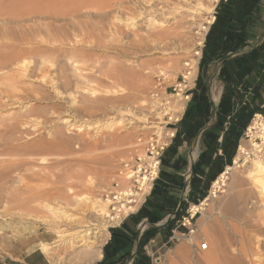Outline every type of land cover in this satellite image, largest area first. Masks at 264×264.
Instances as JSON below:
<instances>
[{"label": "rangeland", "instance_id": "1", "mask_svg": "<svg viewBox=\"0 0 264 264\" xmlns=\"http://www.w3.org/2000/svg\"><path fill=\"white\" fill-rule=\"evenodd\" d=\"M39 1L0 0V257L38 250L56 264L41 250L46 244L54 256L79 264L76 252L82 248L67 249V242L82 230L103 240L109 230L98 212L99 205L106 208L102 190L154 120L149 103L154 76L161 74L164 86L170 85L183 63L197 59L194 53L219 0H79L88 5L78 18L67 25L55 22L52 31L35 20ZM155 30L164 34L159 42L135 38ZM52 35L60 41L49 47L61 50L55 54L62 59L47 54L51 66L40 74L34 69L38 59L22 50ZM17 55L24 62L21 74ZM242 145L249 157L240 158L248 163L233 166L223 192L210 196L193 220L194 244L202 238L209 249L195 253L183 240L181 261L174 264H264V190L250 176L249 161L257 159L247 140ZM44 176L49 183L44 188L55 189L57 197L37 200ZM96 200L92 210L88 203Z\"/></svg>", "mask_w": 264, "mask_h": 264}, {"label": "crops", "instance_id": "2", "mask_svg": "<svg viewBox=\"0 0 264 264\" xmlns=\"http://www.w3.org/2000/svg\"><path fill=\"white\" fill-rule=\"evenodd\" d=\"M254 114L264 117V0H219L191 100L152 189L137 210L109 228L93 264L180 262L185 248L174 238L187 230L181 220L233 166ZM19 253L4 252L0 264H50L38 250Z\"/></svg>", "mask_w": 264, "mask_h": 264}, {"label": "built area", "instance_id": "3", "mask_svg": "<svg viewBox=\"0 0 264 264\" xmlns=\"http://www.w3.org/2000/svg\"><path fill=\"white\" fill-rule=\"evenodd\" d=\"M202 44L196 51L199 52V56L195 54L196 52L194 53L197 59L183 63L182 72L170 85L164 86L166 83L161 74L154 76L153 88L149 93L154 120L150 121L148 131L135 139L128 159L120 164L110 179L109 186L102 190V199L108 203L109 214L112 217L119 219L127 217L138 209L150 193L159 173L161 157L174 139L177 125L181 121L186 105L191 100L197 80ZM191 62H197L195 73ZM254 123L264 125L263 115H253L244 132V139L247 141L252 138L250 128ZM211 191L207 199L210 196L215 198ZM219 192L221 190L217 188L216 193ZM202 203L197 205L195 212H192L190 208L188 215L181 220V226L187 228L186 232L174 238L176 242L184 240L190 243L195 253H203L209 249L208 243L202 238H199L198 245L193 242L197 234L193 220L202 210Z\"/></svg>", "mask_w": 264, "mask_h": 264}, {"label": "bare ground", "instance_id": "4", "mask_svg": "<svg viewBox=\"0 0 264 264\" xmlns=\"http://www.w3.org/2000/svg\"><path fill=\"white\" fill-rule=\"evenodd\" d=\"M38 1V0H37ZM107 1V0H106ZM119 2H121L120 0H118ZM40 2V7H38V8H36L37 9V11H36V15H35V20L36 21H38V22H40V21H43V22H45L44 24H46V26L48 27V29L49 30H51L50 29V27L53 25V23L55 24V22L56 23H61V24H63V25H67L68 23L67 22H70V21H72L73 22V20H75V18H78V16L80 15V12H81V10L82 9H84L85 8V6L86 5H88L87 4V2L86 3H84V2H81V1H79V0H41V1H39ZM91 2V5H93V3L94 2H92V1H90ZM90 2H88V3H90ZM98 2H100V1H98ZM103 2H104V0H103ZM203 3V2H202ZM102 5V4H101ZM37 6H39L38 4H37ZM99 7V6H98ZM88 8V7H87ZM90 8H92V7H90ZM102 8V7H101ZM89 9V8H88ZM86 10V9H85ZM84 10V11H85ZM96 10H97V8H96ZM34 14H35V12H34ZM17 22V21H16ZM86 22V21H85ZM73 24V23H72ZM75 24H76V21H75ZM79 24V23H78ZM208 24H210V21L208 22ZM62 25V26H63ZM55 26V25H54ZM59 26V25H58ZM58 26H55V27H58ZM69 26V25H68ZM52 28V27H51ZM59 28H60V26H59ZM204 28V27H203ZM47 29V30H48ZM162 29V28H161ZM206 27L204 28V30L206 31ZM60 30V29H59ZM82 30H83V28H82ZM85 30V29H84ZM164 30V29H163ZM52 31V30H51ZM156 31V33H154V32H149V33H147L146 32V34L147 35H142V36H139V35H136L135 36V38H137V41L139 40L140 41V43L142 42V41H149V40H151L152 41V43H153V39H154V42H156L155 41V38H159L160 39V37H162L164 34H163V32H158L157 30H155ZM205 31H204V35H205ZM55 32H56V30H55ZM58 32V31H57ZM56 32V34H58ZM48 33H51V32H47V34ZM83 34V33H82ZM91 35V34H90ZM93 35V34H92ZM203 35V36H204ZM47 36V35H46ZM56 36L57 35H52V37L50 36V37H47V39H45V41L41 38V42L40 41H38V40H35V44H36V46L35 45H32L33 47H30V48H28V49H23L22 51H23V53L24 52H26V53H29V54H31L32 56H34L35 58H37L38 59V63H36V67H34V69H37V70H39L38 72L40 73V74H43L44 72H46V70L51 66H49L48 67V65H46L47 64V62H46V58L48 57V55L47 54H55V52L56 51H58V50H56L55 49V47L53 48V47H49V45H51V44H54L55 43V45H57L58 44V42L60 41V40H58L57 41V39H56ZM82 36V35H81ZM84 36V35H83ZM34 37V36H33ZM89 37V36H88ZM35 38V37H34ZM84 38V37H83ZM128 38V37H127ZM157 38V39H158ZM36 39V38H35ZM62 39V38H61ZM156 39V40H157ZM158 39V42L159 41H161V40H159ZM204 39V38H203ZM42 40H43V42H42ZM67 40V39H66ZM81 40H83V39H81ZM46 43V46H45V43ZM56 42H57V44H56ZM69 42V41H68ZM87 42V41H86ZM165 42V41H164ZM41 43H44V46H41ZM63 43V42H62ZM62 43H59V44H61L62 45ZM76 43H78V42H76ZM80 43H84L85 44V42H80ZM90 43V42H89ZM21 44V43H20ZM19 44V45H20ZM33 44V43H32ZM64 44H65V42L63 43V45L62 46H64ZM202 43L201 42H199V45H201ZM25 45H27V44H25ZM54 45V46H55ZM87 45V44H86ZM61 46V47H62ZM68 46V45H67ZM87 46H89V45H87ZM57 47V46H56ZM58 47H59V45H58ZM63 48V47H62ZM18 49H20L21 50V48H18V46H16V51L18 50ZM64 49V48H63ZM63 49H62V51H63ZM67 50V49H66ZM72 50V49H71ZM69 51L70 53H72V51H75V50H77V49H75V50H72V51ZM61 51V50H60ZM60 51H58V53L60 52ZM64 51H65V49H64ZM63 51V52H64ZM68 51V50H67ZM20 52V51H19ZM76 52V51H75ZM75 52H74V54H75ZM83 52V51H82ZM18 53V52H17ZM22 53V54H23ZM58 53H57V56H58ZM62 53V52H61ZM79 53V52H78ZM86 53V52H85ZM21 54V53H20ZM83 54H84V52H83ZM195 54H197L198 56H199V52H196ZM2 54H0V56H1ZM66 55H67V53H66ZM72 55V54H71ZM70 55V56H71ZM79 55V54H78ZM77 55V56H78ZM87 55V54H86ZM4 56V55H3ZM55 56H56V54H55ZM56 56V60H58L59 59V57H61V56H58L57 57ZM69 56V58H70V60H71V57ZM74 56V55H73ZM80 56V55H79ZM6 57V56H5ZM12 57V56H11ZM64 57H65V55H64ZM3 58V57H2ZM23 58V57H22ZM50 58H55L54 56L52 57H50ZM66 58L67 59H69L67 56H66ZM81 58H82V53H81ZM87 58V57H86ZM3 59H5V58H3ZM60 59H62V58H60ZM59 59V60H60ZM72 59H73V57H72ZM85 59V58H84ZM6 60V59H5ZM56 60H54V62L56 61ZM64 60H65V58H64ZM7 61V60H6ZM23 61V60H22ZM22 61H20V59H19V56L17 55L16 56V72H18L19 70H18V68L20 69V68H22V66H23V63L24 62H22ZM68 61V60H67ZM78 61V60H77ZM88 61H90V60H88ZM87 61V62H88ZM1 62V61H0ZM14 62V61H13ZM48 62H49V59H48ZM54 62H52L51 61V63L53 64ZM72 62H74V61H72ZM79 62V61H78ZM3 63V62H2ZM1 63V64H2ZM15 63V62H14ZM69 63H71V62H69ZM75 63H77L76 61H75ZM196 63L197 62H195V63H192L191 62V65H192V68H193V70H194V73H195V71H196ZM1 64H0V66H1ZM10 64V63H9ZM11 65V64H10ZM54 66L56 65L55 63L53 64ZM59 65V64H58ZM84 65V64H83ZM86 65V64H85ZM72 66V65H71ZM75 66V65H74ZM12 67V66H11ZM62 67V66H61ZM73 67V66H72ZM78 67V66H77ZM92 67V66H91ZM71 68V67H70ZM86 68V67H85ZM34 69L33 70H31L29 73H27V74H29L30 75V77L33 75L32 74V71H34ZM60 69V68H59ZM72 69V68H71ZM79 69V68H78ZM83 69V68H82ZM22 70H25L24 68L22 69ZM73 70V69H72ZM75 70H76V68H75ZM13 71V70H12ZM79 71V70H78ZM20 72V71H19ZM23 72H25V71H23ZM36 72V71H35ZM37 72V73H38ZM38 73V74H39ZM73 73H74V71H73ZM20 74H21V72H20ZM25 74V73H24ZM52 74V73H51ZM76 74V73H75ZM28 75V76H29ZM47 75V74H46ZM77 75H78V73H77ZM36 76V75H35ZM25 77H26V75H25ZM33 77V76H32ZM41 77H45L44 75L43 76H41ZM59 77L60 76H58V79H59ZM55 79V78H54ZM81 79V78H80ZM126 79V78H125ZM62 81V80H61ZM63 81H64V79H63ZM62 81V82H63ZM88 81V80H87ZM55 82V81H54ZM15 83V82H14ZM67 83V82H66ZM61 85V84H60ZM66 85V84H65ZM18 86V85H17ZM22 86V85H21ZM26 86V85H25ZM24 87V86H23ZM136 88H137V90L138 91H140L141 89H142V84H140V85H137L136 86ZM26 89H27V87H26ZM38 91V90H37ZM43 91V90H42ZM253 125V127H251L250 128V131H251V136H252V138L249 140V141H247L248 143H249V148H250V150H249V152H250V154H253V156L257 159V161H252V159H250V161L249 162H252V163H250V176L252 177V179H253V184H255L256 186H258V187H260V191H261V189H263L264 190V162L262 161L263 159H261V158H263L264 157V125L261 123V124H252ZM251 125V126H252ZM142 128H144V127H142ZM141 128V129H142ZM254 130V131H253ZM61 145V144H60ZM54 146H55V144H54ZM65 146V145H64ZM61 147H62V145H61ZM55 148V147H54ZM11 149V148H10ZM55 150V149H54ZM56 152H57V149H56ZM247 152V150L245 149V147H243V145L241 146L240 145V147H239V150H238V156L235 158V161H234V163H233V166H235V167H240V166H243V165H245V163H248V159L249 158H247V159H245L244 157L243 158H240V155H244V156H248L249 157V154H247L246 153ZM56 154V153H55ZM9 155H10V153H9ZM15 155V154H14ZM17 155V154H16ZM57 155V154H56ZM12 156H13V154H12ZM11 157V156H10ZM16 159V158H15ZM44 159V158H43ZM255 159V160H256ZM5 161V160H4ZM247 161V162H246ZM2 162V161H1ZM103 164V163H102ZM101 164V165H102ZM104 164L106 165V164H108V161H104ZM230 167V168H227V170L217 179V181L216 182H214V184H213V187H212V193L214 194L213 195V197H216V190H217V188H219V190H221V192H223V190H222V188H224L225 186H226V184H227V182H226V180H227V177H226V175H228V173L230 172V171H232L233 169H234V167ZM103 168V167H102ZM46 174H47V172H46ZM50 179V178H49ZM40 183H42L43 184V186L42 187H38V185L36 186V190H37V192H36V194L35 195H37V200H39L38 198H46V197H51V196H55V197H57L56 196V190L55 189H49V188H44V187H46V185L47 184H49L48 183V181L46 180V177L44 176V178H42L41 179V177H40ZM38 180V181H39ZM35 181H36V178H35ZM49 182H52V181H49ZM238 182V181H237ZM52 184V183H51ZM34 185V184H33ZM40 186V185H39ZM49 186V185H48ZM47 186V187H48ZM31 189V188H30ZM35 192V191H34ZM33 192V193H34ZM32 192H31V194H33ZM259 193V192H258ZM59 194V193H58ZM263 196V195H262ZM30 197V196H29ZM101 197H102V195H101ZM34 198V197H33ZM52 198V197H51ZM54 198V197H53ZM36 199V198H35ZM41 199V200H42ZM56 199V198H55ZM30 200V199H29ZM44 200V199H43ZM81 200H82V198H81ZM208 199H206L202 204H205L206 203V201H207ZM98 201L99 200H96V201H92L91 202V205H90V203H88L89 204V206H91V209L92 210H95L94 208H96V207H98V206H96V205H99V203H98ZM102 201V200H101ZM100 202V201H99ZM103 203H104V205H106V208H105V206H102V205H99V207H101V210L100 211H98V212H102L101 213V216L102 215H104V219H105V224H107V226L109 227H111V226H115V225H117V224H119V222L122 220V219H119V218H116V217H112L110 214H109V210H108V203L107 202H105L104 200L102 201ZM262 203V202H261ZM260 205V204H259ZM231 206H229L228 207V211H230V210H232L231 208H230ZM58 209V208H57ZM99 209V208H98ZM197 209V207H192V212H195V210ZM90 210V209H89ZM96 210H97V208H96ZM133 210V209H132ZM59 212V211H58ZM62 213H63V211H62ZM92 213V212H91ZM56 214H57V211H56ZM59 214V213H58ZM61 214V213H60ZM63 217H65V216H63ZM68 218V217H67ZM99 219V218H98ZM70 221H72L71 219H69ZM74 220V219H73ZM104 224V225H105ZM103 225V226H104ZM106 226V227H107ZM105 227V228H106ZM106 229H104V236L106 237L107 236V231H105ZM89 231V230H88ZM88 231H80V233L82 232H84V234H79V236H76V237H73L71 240H69L68 242H67V249H73V250H76V249H78V248H82L80 251H75L76 253H77V256L78 257H80V262H79V264H93L94 263V261L98 258V257H100L99 256V251H100V248L98 249L97 248V246H100V244H101V242L103 241L104 242V240H107V239H105V237H104V239L103 240H98V239H96L97 237H94V236H91V234L90 233H88ZM92 232V231H91ZM94 233V232H93ZM73 234H75V233H73ZM95 234H97V233H95ZM93 235V234H92ZM103 235V234H102ZM60 237V236H59ZM63 238V237H62ZM60 239V238H59ZM96 241H95V240ZM61 240V239H60ZM62 241V240H61ZM58 242V241H57ZM95 244L96 243V247H91V245L90 244ZM98 243V244H97ZM105 243V242H104ZM90 245V246H89ZM103 245V244H102ZM101 245V246H102ZM41 250L43 251V253H45L46 255H48V257H49V259L52 261V262H54V263H56V264H71V262H70V260L68 259H66V256H54V254L51 252V250H50V248H49V246L48 245H46V244H43L42 245V247H41ZM83 251V252H82ZM76 253H74L73 254V256H75L76 255Z\"/></svg>", "mask_w": 264, "mask_h": 264}]
</instances>
